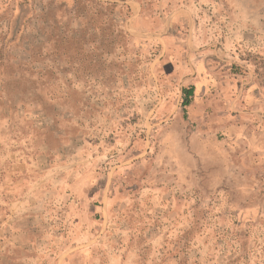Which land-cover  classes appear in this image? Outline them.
Instances as JSON below:
<instances>
[{
	"label": "rangeland",
	"instance_id": "rangeland-1",
	"mask_svg": "<svg viewBox=\"0 0 264 264\" xmlns=\"http://www.w3.org/2000/svg\"><path fill=\"white\" fill-rule=\"evenodd\" d=\"M0 264H264V0H0Z\"/></svg>",
	"mask_w": 264,
	"mask_h": 264
},
{
	"label": "trees",
	"instance_id": "trees-1",
	"mask_svg": "<svg viewBox=\"0 0 264 264\" xmlns=\"http://www.w3.org/2000/svg\"><path fill=\"white\" fill-rule=\"evenodd\" d=\"M183 93V102L182 105H188L189 103V97L193 94V86H189L187 88H182Z\"/></svg>",
	"mask_w": 264,
	"mask_h": 264
}]
</instances>
